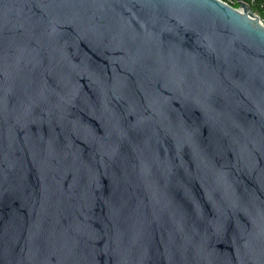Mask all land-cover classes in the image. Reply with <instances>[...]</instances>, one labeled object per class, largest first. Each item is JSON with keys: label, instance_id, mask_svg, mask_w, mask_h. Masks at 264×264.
I'll return each mask as SVG.
<instances>
[{"label": "water", "instance_id": "water-1", "mask_svg": "<svg viewBox=\"0 0 264 264\" xmlns=\"http://www.w3.org/2000/svg\"><path fill=\"white\" fill-rule=\"evenodd\" d=\"M234 1L0 0V264H264V25Z\"/></svg>", "mask_w": 264, "mask_h": 264}, {"label": "trees", "instance_id": "trees-1", "mask_svg": "<svg viewBox=\"0 0 264 264\" xmlns=\"http://www.w3.org/2000/svg\"><path fill=\"white\" fill-rule=\"evenodd\" d=\"M250 8L259 16L263 25H264V0H244ZM233 7H237V2L234 1L232 4Z\"/></svg>", "mask_w": 264, "mask_h": 264}, {"label": "built area", "instance_id": "built-area-1", "mask_svg": "<svg viewBox=\"0 0 264 264\" xmlns=\"http://www.w3.org/2000/svg\"><path fill=\"white\" fill-rule=\"evenodd\" d=\"M220 1H223L224 3H226V4H229V5H231L232 6V4L234 3V0H220ZM253 0H251V2H252ZM260 21H261V19H260ZM262 22V21H261Z\"/></svg>", "mask_w": 264, "mask_h": 264}]
</instances>
